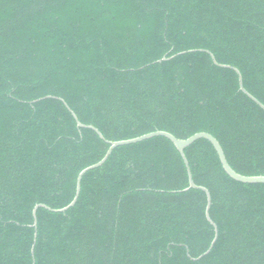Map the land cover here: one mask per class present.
<instances>
[{"label": "trees", "instance_id": "1", "mask_svg": "<svg viewBox=\"0 0 264 264\" xmlns=\"http://www.w3.org/2000/svg\"><path fill=\"white\" fill-rule=\"evenodd\" d=\"M156 131L264 176V0H0V264H264V183L206 139L197 188L157 136L59 211Z\"/></svg>", "mask_w": 264, "mask_h": 264}, {"label": "water", "instance_id": "2", "mask_svg": "<svg viewBox=\"0 0 264 264\" xmlns=\"http://www.w3.org/2000/svg\"><path fill=\"white\" fill-rule=\"evenodd\" d=\"M162 60H166V58H163ZM243 90H244V88H243ZM78 126L85 127V125H83L81 122H78ZM94 129L103 138L102 134L96 128H94ZM157 136H163V137H166V138L170 139L175 144L177 149L179 150V152H180L181 156L183 157V159L185 161V164H186V166L188 168L189 181H190V187L191 188H197V185L195 184V182L193 180V176H192V172H191V169H190V165H189L188 159H187V157L185 155V149L187 147L191 146L194 142H196L197 140H200V139H206V140H208V141H210L212 143V145L215 147V149H216V151H217V153L219 155V158H220V161H221V163L223 165L224 170L233 179H235L237 181H240V182H243V183H264V176H244V175H241V174L237 173L230 166V164H229V162L227 160V157L225 155V152H224L221 144L219 143V141L213 135H211L209 133L201 132V133H197V134L191 136L188 139H178L177 137H175L171 133H168V132H165V131H156V132L149 133V134H146V135L134 138V139L112 142L111 143V147L107 151L105 157L100 162H98L97 164L92 165V166L84 169L79 174L78 179H77L76 194H75V197H74L73 201L67 207H65L63 209H60L59 211L60 212H65V211H67L68 209H70L71 207H73L77 203V201L79 199V196H80L81 182H82V179H83L84 175L88 171L96 169V168L102 166L108 160L109 156L112 154V152H113V150L115 148H117L119 146H125V145H130V144H135V143H138V142H142L144 140H148V139H151V138H154V137H157ZM201 188L206 191L207 196H208L207 217L210 220L209 210H210V207H211V195H210L209 191L206 188H204V187H201ZM40 206H42V205H38L35 208V210H34V215L35 216H36V210ZM209 251L210 250H208V252Z\"/></svg>", "mask_w": 264, "mask_h": 264}]
</instances>
